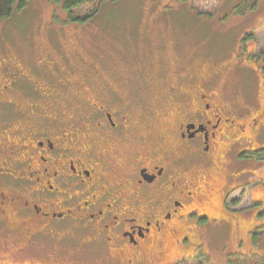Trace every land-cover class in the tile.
<instances>
[{"label": "flooded vegetation", "instance_id": "flooded-vegetation-1", "mask_svg": "<svg viewBox=\"0 0 264 264\" xmlns=\"http://www.w3.org/2000/svg\"><path fill=\"white\" fill-rule=\"evenodd\" d=\"M250 34H242L233 66L249 67L264 83V51L248 59ZM158 68L162 85L166 72ZM60 72L0 59L1 251L62 260L52 264H185L205 254L209 225L211 242L230 228L225 256L245 240L253 247L254 225L217 193L220 178L234 175L232 164L264 161V146L253 143L264 137V88L251 110L249 98L239 102L221 84L220 70L175 71L152 90L149 79L136 85L129 72L110 68L107 84L98 72H76L83 98L71 80L50 88ZM139 87L158 92L143 114L132 108L145 98ZM73 98L72 114L59 111V99Z\"/></svg>", "mask_w": 264, "mask_h": 264}, {"label": "rangeland", "instance_id": "rangeland-1", "mask_svg": "<svg viewBox=\"0 0 264 264\" xmlns=\"http://www.w3.org/2000/svg\"><path fill=\"white\" fill-rule=\"evenodd\" d=\"M251 5L248 0H102L100 6L95 4L90 15L77 21L53 1L24 0V5L18 8L16 3L10 16L0 20V59H21L36 65L34 54L49 52L51 57H47L45 67L57 74L61 70L63 75V78L58 76L55 82L48 83L52 85L50 88L64 79L71 80L67 86L74 90L78 87L77 92L83 98L88 95L84 90L86 84L81 87L75 84L76 72L92 67L97 68V80L101 84L110 82L111 68L118 74L129 72L136 85H147L144 81L149 79L152 90L160 85L155 84L160 79V65L166 72L161 79L162 87L174 80L172 73L175 71L188 70L200 75L220 70L221 84L227 86V90L232 89L239 102L249 98L247 106L254 110L258 104L256 93L264 88L263 80L249 67L240 70L236 67L235 70L232 59L239 52L243 33H251L249 42L255 48L248 54V59L264 51V0ZM55 47L58 49L54 50ZM63 48L68 49L66 58L69 60L58 51ZM70 48L78 50L82 58L72 54ZM239 58L244 60L246 55ZM136 90L140 98H145L136 99L132 108L143 114L142 107L149 110L147 102L153 101L158 92L150 90L148 94L144 87ZM243 92L250 95L243 98ZM107 95L110 96V90ZM73 99V104L70 99H59L62 107L59 111L72 114L74 105H78L77 98ZM261 102L264 103V98ZM246 135L254 139L253 134ZM253 143L264 146V137H258ZM248 162L245 167L240 163L232 164L229 168L232 171H228L234 175L225 177L226 170L223 171L217 197L227 193L225 205L228 209L244 213L247 224L254 225L253 247L245 240L241 250L234 249L236 253L225 256L223 245L230 228L226 226L223 231H217L216 241L211 242L208 229H214V225H209L203 241L205 254L185 264H230V258L233 259L231 264H264V161L250 159ZM241 169L245 172L236 178L235 174L238 175ZM206 172L213 173L212 170ZM231 201L234 204H230ZM52 261L12 257L8 251L0 250V264L62 262Z\"/></svg>", "mask_w": 264, "mask_h": 264}, {"label": "trees", "instance_id": "trees-1", "mask_svg": "<svg viewBox=\"0 0 264 264\" xmlns=\"http://www.w3.org/2000/svg\"><path fill=\"white\" fill-rule=\"evenodd\" d=\"M53 1L54 3H57L59 5H61V7L67 12V14L71 17V15H73V19L75 20H84L88 15H90L91 11H94L95 9V4H97V7L100 6V3L102 2V0H50ZM184 1V0H183ZM251 1V6H254L259 0H248ZM17 3V7L20 8L22 5H24V0H0V20L6 19L10 16L12 9L14 7V5H16ZM58 48H54V50H57ZM65 49V50H64ZM61 51L63 56L66 58L67 57V52L68 49L63 48V50H58ZM70 51L72 54L75 55H79L78 50L76 49H71ZM47 52V51H46ZM110 51V55H111ZM89 55V54H87ZM35 62L38 65L41 66H45V61L47 60V57H51V54L45 53L43 54V52H37L35 53ZM80 56V55H79ZM81 57V56H80ZM82 58V57H81ZM67 60H69L68 58H66ZM88 60V59H87ZM84 62V61H83ZM107 62V61H106ZM45 69V68H43ZM84 72L87 73H97L98 70L97 68H89V69H84Z\"/></svg>", "mask_w": 264, "mask_h": 264}]
</instances>
